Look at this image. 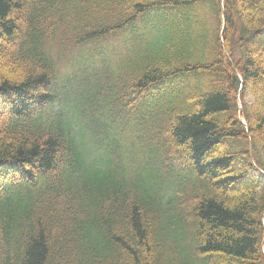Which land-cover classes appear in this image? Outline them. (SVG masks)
Here are the masks:
<instances>
[{
  "label": "trees",
  "instance_id": "obj_1",
  "mask_svg": "<svg viewBox=\"0 0 264 264\" xmlns=\"http://www.w3.org/2000/svg\"><path fill=\"white\" fill-rule=\"evenodd\" d=\"M0 264H264V0H0Z\"/></svg>",
  "mask_w": 264,
  "mask_h": 264
},
{
  "label": "rangeland",
  "instance_id": "obj_2",
  "mask_svg": "<svg viewBox=\"0 0 264 264\" xmlns=\"http://www.w3.org/2000/svg\"><path fill=\"white\" fill-rule=\"evenodd\" d=\"M48 50H50L51 51V54L52 55H56V57H59V58H61V61H59V63H58V65H59V68L61 69V71H64L65 70V62H67L72 56L71 55H62V56H60V54L61 53H56V49H57V47H58V45H57V43H56V41L54 40V41H52V42H50L49 44H48ZM111 142V141H110ZM119 144L120 143H123V144H128L129 143V140L127 139H124L123 141H120V140H118L117 141ZM106 144V139L102 142V146H104ZM104 166H103V171L106 169V168H108L109 167V163H108V161L106 160L105 162H104V164H103Z\"/></svg>",
  "mask_w": 264,
  "mask_h": 264
}]
</instances>
